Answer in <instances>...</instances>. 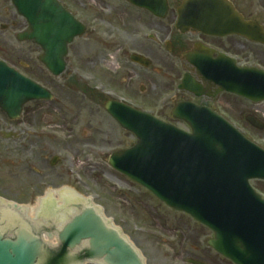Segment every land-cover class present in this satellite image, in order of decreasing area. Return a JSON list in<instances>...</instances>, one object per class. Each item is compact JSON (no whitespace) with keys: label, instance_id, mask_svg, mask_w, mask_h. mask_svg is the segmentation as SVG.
<instances>
[{"label":"water","instance_id":"95a60500","mask_svg":"<svg viewBox=\"0 0 264 264\" xmlns=\"http://www.w3.org/2000/svg\"><path fill=\"white\" fill-rule=\"evenodd\" d=\"M131 1L158 17H163L167 10L164 0L159 10L155 9L159 0ZM12 2L28 23L19 40L38 44L44 52L40 62L51 74L60 75L67 45L83 34V27L56 0ZM235 22L242 25L226 0H184L176 27L180 32L194 29L224 35L240 30ZM131 60L145 67L149 65L136 55ZM234 77L242 86L227 90L253 102L264 101V75L238 70ZM251 78L255 83L258 79L263 91L248 82ZM217 79L224 81L223 77ZM182 87L193 90L199 85L184 83ZM196 90V96L205 95L200 87ZM36 99L49 100L50 96L0 63V107L9 117L16 119L21 106ZM105 110L137 138L133 148L110 156L108 163L112 168L170 208L209 228L213 236L208 245L233 264H264V200L248 184L250 179H264V151L204 108L178 105L174 109L173 117L184 120L190 134L113 101L105 104ZM246 121L263 129V124L252 116L246 117ZM45 209L42 213L48 215L50 207ZM79 210L57 232L60 251L54 257L24 217L11 211L1 213L0 264H70L77 258L67 252L82 244L85 247L80 254L89 262L144 264L139 252L102 217L100 209L88 201ZM19 211L23 213L22 209Z\"/></svg>","mask_w":264,"mask_h":264},{"label":"rangeland","instance_id":"374dc122","mask_svg":"<svg viewBox=\"0 0 264 264\" xmlns=\"http://www.w3.org/2000/svg\"><path fill=\"white\" fill-rule=\"evenodd\" d=\"M102 8H113L114 11L110 10L112 15L109 17L103 15L109 9ZM113 12H121L114 0H103L97 6L87 0L84 13L89 19L88 30L70 46L66 72L59 78L51 77L37 62L40 50L36 46L10 39L11 32L21 30L25 22L11 13L0 16V22L5 21L8 27L7 22L13 16L18 22L13 30L9 28L1 34L0 58L17 64L21 73L54 96L50 102H32L33 109L29 106L25 119L22 117L26 124L22 127L25 130L23 137L7 140L8 153L3 161V172L0 171V176L6 178L4 196L34 207L36 199L46 190L66 187L82 197H91L104 215L112 219L140 250L146 264H188L190 259L203 264H231L207 247L211 237L207 229L191 218L171 211L107 163L112 152L130 147L135 138L122 131L106 114L105 100L108 97L124 99L140 110L158 113V117L166 119L170 108L162 112L161 100L169 88L168 82L170 84L177 76L173 70L176 71L178 66L175 63L172 70L165 63V67L162 63L164 54L158 46L138 38L135 43L129 16L122 20ZM150 20L152 24L145 29L139 28L137 33L154 28L156 21ZM132 53L147 56L151 67L145 70L133 65L129 60ZM156 68L161 72L157 73ZM52 103H61L67 112L60 113L59 117L56 111L49 109ZM38 107L41 109L34 110ZM224 107L222 110L230 114L233 125L264 147V129L258 131L243 120L244 115H252L264 124V103L252 108L231 98ZM58 118L68 119L67 124H58ZM174 124L183 128L179 123ZM38 128L43 132L50 130L48 138L37 139L36 144H31L34 138L26 137V131ZM90 148L93 153L85 152ZM54 157L61 160L55 169L50 165ZM62 165L79 173L82 184L71 183L63 170H59ZM251 184L255 189L264 190V182Z\"/></svg>","mask_w":264,"mask_h":264},{"label":"flooded vegetation","instance_id":"af4514ba","mask_svg":"<svg viewBox=\"0 0 264 264\" xmlns=\"http://www.w3.org/2000/svg\"><path fill=\"white\" fill-rule=\"evenodd\" d=\"M62 6L76 19L84 22L85 26L89 24L88 16L85 15V10L87 9V0H59ZM94 5H99L103 0H90ZM121 12H117L116 18H121L123 20L124 16H129L131 23L130 27H133V35L132 37L136 38L135 43H138L137 38L140 41H148L152 43L154 46H158L159 50H162V54H164L163 62L167 63L169 68L173 70L172 66L176 65L177 76L175 79L168 82V90L165 92L162 101L163 105L161 106L162 112L164 109H169L170 113L168 114L166 119H163L165 122L170 124H182L177 120L171 118V112L173 107L178 103L188 102L194 104L196 106H204L215 112H219L228 120H232L230 114L226 113L224 110L225 105L231 98L236 99L242 104H247L246 101L233 97L229 93H218V95H214L217 93L219 86L215 84L209 77L210 74L215 70L219 69H231V62L229 59H233L235 61V66L238 68L242 67H254L264 71V0H227L236 11L238 17L243 23V34H229L225 36H212L203 34L194 29H189L188 31L180 32L174 28V24L178 18V15L181 12L183 7L184 0H164L167 4V12L163 19L156 18L150 12L143 8H139L136 5H133L130 0H114ZM161 0L156 3V9H160ZM109 9L103 12L108 13L110 17L112 15L113 8H102ZM112 10V11H110ZM103 11V10H102ZM17 15L16 10L13 7L11 0H0V16L4 14ZM127 13V14H125ZM114 15V16H115ZM13 16V19L10 22H7L10 27L5 24V21L0 22V36L4 31L7 32L9 28L13 30L18 25V22L15 20L16 18ZM1 18V17H0ZM20 18V17H19ZM150 18L154 21L155 27L146 30L147 32L142 33L138 32L139 28H146L152 24ZM21 19V18H20ZM23 20V19H21ZM24 21V20H23ZM25 27V26H24ZM24 27L21 28L18 32L22 31ZM18 32H11L12 34L10 39H14L16 41V34ZM1 39V37H0ZM259 39L258 42L253 40ZM147 59V56L138 53ZM3 60V58H2ZM150 60V59H149ZM8 62V60H5ZM151 61V60H150ZM222 61V63H221ZM229 61V66L228 62ZM10 63L13 67H16L17 64ZM163 64V65H164ZM170 64V65H169ZM20 66V65H19ZM167 66L166 64L164 65ZM73 69V67H72ZM77 69V68H75ZM156 72L160 73L161 70L156 68ZM175 76V75H174ZM148 78V77H146ZM185 78V84L193 83V85H199L200 91L205 93L203 97H195L193 94L189 93L186 90H179L178 86L183 82ZM174 86V89H173ZM172 91V92H171ZM172 93L169 95L168 93ZM170 93V94H171ZM32 103L26 104L21 113V117L17 121H9L7 115L0 110V171L3 172V161L7 157L8 146L7 140L4 138L3 134L7 132H15L16 139H21L22 133L24 134V129L22 130L23 125L25 126V122L23 121L26 117L27 110ZM36 105V104H35ZM34 106L31 108L33 109ZM38 107L34 110H40ZM49 109L56 111L58 116L60 117V113H66L67 110L61 103H52L49 105ZM24 117V119H22ZM47 118L46 120H49ZM234 121V120H233ZM58 124L65 126L68 122V119L58 118L56 120ZM54 125V124H52ZM19 126L20 129L18 128ZM57 126V125H55ZM35 134H27L25 135L28 138H34L31 144H36L37 139L48 138V131L41 129H32ZM31 141V140H30ZM27 145H30L27 144ZM33 148V146L31 145ZM85 150L88 153H93V150ZM31 156V155H30ZM55 158V157H54ZM51 162H55L54 165ZM50 165L53 166V169L58 167L61 164V160L57 157V159L51 160ZM59 170H63L64 176L69 179L72 183V177L68 174L67 168L63 165ZM62 174V173H61ZM62 174V176H63ZM257 182V181H253ZM67 183V182H66ZM74 184H80L75 183ZM6 178L0 176V197H6L4 194L6 193ZM255 189V188H254ZM259 194L264 196V190L255 189Z\"/></svg>","mask_w":264,"mask_h":264},{"label":"bare ground","instance_id":"6f19581e","mask_svg":"<svg viewBox=\"0 0 264 264\" xmlns=\"http://www.w3.org/2000/svg\"><path fill=\"white\" fill-rule=\"evenodd\" d=\"M55 192H51L50 194L51 195H53ZM64 196H62V198H63ZM67 199H74V197H72V196H70V195H67V198H66V200ZM35 210H36V207H32V208H28V210H27V215L30 217V218H32L33 216H34V212H35Z\"/></svg>","mask_w":264,"mask_h":264}]
</instances>
